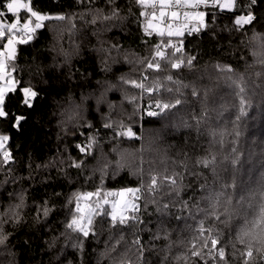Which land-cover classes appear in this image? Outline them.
<instances>
[{
    "label": "trees",
    "instance_id": "16d2710c",
    "mask_svg": "<svg viewBox=\"0 0 264 264\" xmlns=\"http://www.w3.org/2000/svg\"><path fill=\"white\" fill-rule=\"evenodd\" d=\"M33 5L41 13L75 18L45 21V27L32 41L17 45L16 59L11 62L15 66L11 74L18 83L16 91L5 97L9 116L0 118V135L9 137L5 149L12 156L7 165H0V211L17 203V194L22 192L27 206L21 210L23 219L19 224L4 225L12 235L6 246H0V264H111L101 253L121 233L124 241L118 251H126L132 264H185L175 257L186 252L197 221L205 216L198 212L197 202L199 208H208V202L201 199L207 193L200 185L206 184L208 191L224 192L220 198L222 210L229 194L255 188L264 174V66L258 62L264 56H253V52L262 51L264 41V0H236L233 9L201 5L206 26L182 37H161L154 31L146 35L144 27L153 10L138 6L135 0H116L120 18L98 19L95 24L90 21L96 9L109 13L107 0H93L91 4L88 0H33ZM142 11L148 16H140ZM81 14L83 20L79 19ZM240 15H251L253 20L237 30L234 21ZM169 41L181 51L168 47ZM112 45H117L119 51L112 49L106 66L102 62L105 54L99 49ZM156 45L165 53L164 58L155 57L161 65L159 71L146 69V63L139 62L152 60ZM177 58L185 63L172 68ZM189 58H194L191 65L187 64ZM218 65L231 66L233 71H220ZM145 75L147 80H143ZM168 76L172 79L168 80ZM121 77L142 81L154 91L125 84ZM22 87H32L38 94L31 107L22 103ZM193 90L197 95L192 94ZM177 99L181 103L175 105ZM158 101L175 106L161 113ZM149 111L160 114L149 116ZM16 116L25 117L19 127L15 126ZM106 123L112 127L105 128ZM121 125L125 130L132 127L136 137L115 135L122 130ZM93 136L97 143L92 155L80 153L76 145L87 143ZM213 155L215 173L211 167L196 165L198 159ZM236 158L239 163L233 165ZM73 160H82L83 166L70 167ZM117 162L121 168L113 175ZM181 162L189 171L184 172ZM105 163L109 164V174L103 191L136 188L143 182L141 211L136 215L145 223L136 228H110L106 222L101 227L102 218L97 216L93 225L97 235L84 239L81 252L72 245L82 237L65 227L71 219L69 209L75 208V203L68 205L67 200L74 192L100 187L98 169ZM174 172H184L183 182L190 187L183 199H192L189 209L181 210L177 203L169 216L162 217L156 205L149 202L152 197L146 188L152 175L163 182L165 175ZM233 182L235 190L224 187ZM164 191L167 187L156 195L157 200ZM112 199L116 197H109ZM44 201H48L51 211L46 218L42 213L37 218V207ZM164 202L168 197L161 204ZM233 206L241 214L251 211L240 209L235 200ZM103 207L110 211V205ZM175 216L183 219L176 220ZM212 224L209 219L205 227ZM216 227L224 233L221 244H227L228 264H242L239 251L234 252L231 246L236 243L235 228L229 242V229L222 224ZM165 229L171 232L169 240L153 239ZM136 236L145 249L143 262L137 259L139 254L132 244ZM242 247L236 243L237 249ZM205 259L208 264H224L218 257L213 260L206 255ZM258 260L254 249L249 264H258ZM187 264H193V258Z\"/></svg>",
    "mask_w": 264,
    "mask_h": 264
},
{
    "label": "snow or ice",
    "instance_id": "6c2138e0",
    "mask_svg": "<svg viewBox=\"0 0 264 264\" xmlns=\"http://www.w3.org/2000/svg\"><path fill=\"white\" fill-rule=\"evenodd\" d=\"M79 3H83L84 0H78ZM255 3V0H252ZM88 3H93V0H88ZM108 5H110V11L108 14H104L103 10L96 9L95 15L90 23L95 24L98 19L102 21L115 20L120 18V8L116 6V0H107ZM135 3L142 8H152L150 17L147 19V24L144 27V32L146 35H151L152 32H156L158 35L163 37L165 33L169 37L172 36H183V29L187 27V24L184 25H174L172 22H165L166 17L170 21H176L179 19L180 12L177 11H167L168 9L180 7V8H192L199 9L201 5L208 7L209 5L213 7H219L221 9H231L236 3V0H135ZM157 5L159 6V15L157 16ZM23 12V15H22ZM205 12L195 11V12H183L185 21L196 20L199 22L201 27L206 26L204 24ZM140 16H148L144 11L140 13ZM73 17H67L65 15H49L41 13L38 11L34 5L33 0H0V81H6L4 86H0V118H6L9 116V112L5 110V97L8 93L16 91V84L18 81H14L11 75L12 71H15L14 64H11L12 61L16 59L17 54V45L28 44L32 41L38 30L45 27V21L48 20H58L64 21L66 19H74ZM79 19L83 20L84 15L81 14ZM253 17L251 15H240L235 18V25L237 30H240L251 23ZM155 21V23H154ZM163 25V27H162ZM75 27V24H73ZM200 27L189 28V34L192 31H199ZM182 43V42H181ZM168 47H173L175 52H180L181 47L172 45L169 41ZM115 48L119 51L117 45H112L111 48L99 49L100 52L105 54V58L102 62H106V57L110 55L112 49ZM262 51L257 53L253 52V56H264V41L261 42ZM175 53H173L174 55ZM127 53L125 54V60H127ZM165 53L160 51V45H156L155 56L152 60L145 61L141 59L139 62L141 64L146 63V69H153L159 71L161 65L158 62H155V57L164 58ZM194 58H189L187 64L191 65ZM131 62V61H129ZM262 66H264V59L258 61ZM185 61L182 58H177L175 62L171 63L172 68H180ZM11 67V71L9 68ZM220 71L232 72L233 69L231 66L220 67L217 66ZM259 75V74H258ZM123 83L131 84L136 88L142 89L149 93L154 91L152 87H146L145 84L137 82L136 80H125L124 77L120 78ZM148 77L145 75L143 80H147ZM168 80H171L172 77L168 76ZM20 91L23 93L22 103L31 107V101L38 94L32 87H22ZM171 91V89H169ZM240 91L243 92V87L240 88ZM193 95H197L196 91L193 90ZM133 100L135 97L132 98ZM181 101L177 99L175 105L180 104ZM245 100L241 97V104H244ZM175 105L169 103L157 102L156 106L160 108L162 113L164 110L174 107ZM160 113L155 111H149V116H157ZM25 119L23 116L15 117V126L19 127L20 122ZM91 127V125H88ZM105 128L112 127L111 124L106 123ZM121 131L116 132L117 136H124L127 138L136 137V133L133 131L132 127H127L126 130L121 125ZM83 135V133H82ZM212 135H215L213 132ZM239 135V133H237ZM9 137L6 135H0V154H2V160H0V165H7L12 159L11 153L5 149V142L8 141ZM97 141L95 137H88V142L85 144H77L76 147L80 153L85 155H92L93 145ZM113 151H116L113 148ZM235 151V149H233ZM83 161L73 160L70 167L80 169L83 166ZM143 160L141 161V164ZM196 165L208 169L211 167L212 171L215 173V163L216 157L213 155L211 158L204 157L198 159ZM233 165L239 163V159H233L231 162ZM181 167L184 172L189 171L187 165L181 162ZM121 166L117 162L116 169L113 170V175H115ZM109 164L105 163L103 166L98 169L100 172L101 185L95 191L88 192H74L72 196L67 200L68 205L75 203V208L69 209L71 213V219L66 222V229L71 233H78V243L72 245L74 248H78L83 252L84 239H87L90 235L96 236L97 232L94 225V218L99 216L101 217V227L104 223H108L110 228H116L118 225L121 228H136L141 224H144V220L141 219L139 215H136L140 211V205L136 201L142 198V190L144 189L143 182H141L140 187L136 188H122L118 191H103V182L108 173ZM140 172L142 174L143 168L141 167ZM184 172H174L171 176L165 175L163 182L159 180L156 175H152L150 183L146 188V192L151 195V204L156 205V211L162 216H169L170 209L176 207L177 203L181 205V210L189 209V200L192 197H189L188 200L183 199V196L190 185L184 184ZM192 175H198V173H191ZM167 187V191L163 192V195L160 196V200L156 199V195L163 191V188ZM225 188L231 187L233 190L236 188L235 182L231 185H225ZM202 191H205L207 194L202 196L201 199L208 202V208H199V203L197 202L198 212L205 213V216L197 221V226L194 229L195 235L188 241V247L186 252L182 255L176 256L175 259L177 262L183 260L187 264L188 259L193 258V264H198L199 261H203V264H208V260L205 259V256H209L211 259L216 260V257L219 258V261H223L224 264H228L226 259V246L227 244H221V238L224 235L223 230L216 227V224H222L229 229V242L232 238V230L235 228V241L239 245L243 246L242 249L236 248V243H232V248L235 251H239L240 257L242 259V264H249V261L253 258L254 249L259 256L258 264H264V174H262V179L258 182L257 186L253 189H250L246 193L242 192L238 195L235 193L229 194L226 198V206L221 210L220 208V198L224 195V192H215L208 191L207 185H200ZM130 194L131 199H128L127 196ZM11 196L12 194L9 193ZM58 195V194H57ZM168 197V202L161 204V201L164 200V197ZM97 198L93 200V198ZM109 197H116V199L109 200ZM17 203L9 204L6 208L0 211V246H6L12 233L7 232L4 228L6 224H19L22 219V209L26 207V194L24 192L17 194ZM235 200L236 205L240 209H250L251 211H243V214L233 206V201ZM83 202V203H82ZM103 205H110V211L105 209ZM147 207V204L144 205ZM51 209L49 207L48 201H44L43 204L37 207L38 217L42 215L46 218ZM107 218V219H104ZM176 220L183 219L182 216H175ZM211 219L213 224L209 227H205L207 220ZM163 225V221H161ZM207 233V235H205ZM171 237V232L168 230L158 231L153 239H165L169 240ZM71 238L70 236L68 237ZM111 239V237H110ZM122 241H124V235L121 233L119 238L115 239L114 243L110 246L106 245L105 252L101 253V257L105 259H110L111 264H132V261L127 258V252L121 253L118 251L119 246ZM175 243V242H174ZM178 243L182 244L183 241ZM132 244L136 247L138 252L137 259L143 262L144 256V246L139 238H136L132 241ZM210 245V247H209ZM219 245V247H218ZM171 249L172 244L168 245ZM71 264V262H69ZM218 264V262H217Z\"/></svg>",
    "mask_w": 264,
    "mask_h": 264
},
{
    "label": "rangeland",
    "instance_id": "374dc122",
    "mask_svg": "<svg viewBox=\"0 0 264 264\" xmlns=\"http://www.w3.org/2000/svg\"><path fill=\"white\" fill-rule=\"evenodd\" d=\"M221 2H223V0H221ZM234 7V6H233ZM231 9H233V8H231ZM167 11H169V13L171 12V11H177V12H180L181 14H180V16H179V19L178 20H176V21H170V20H168V18L166 17V23L167 22H172V23H174V25H184V24H187V27L186 28H184L183 29V31H184V34H186L187 32H189L188 31V29L189 28H194V27H200L201 28V26L199 25V22L198 21H196V20H189V21H185V19H184V16H183V12H185V11H187V12H189V13H191V12H195V11H203L202 9H192V8H180V7H175V8H171V9H168ZM156 12H157V16L159 15V6L157 5V9H156ZM203 12H205V11H203ZM206 14V13H205ZM205 21H206V15H205V18H204V24H205ZM154 23H155V21H154ZM162 27H163V25H162ZM204 27V26H203ZM165 34H167V33H165ZM184 36V35H183ZM172 37H177V36H172ZM180 37H182V36H180ZM12 75V74H11ZM12 78H13V80L15 81V78H14V76L12 75ZM6 83V81H0V86H4V84ZM7 142V141H6ZM6 142H5V144H6ZM130 195V194H129ZM128 199H130V197L128 198Z\"/></svg>",
    "mask_w": 264,
    "mask_h": 264
},
{
    "label": "built area",
    "instance_id": "2783aa9c",
    "mask_svg": "<svg viewBox=\"0 0 264 264\" xmlns=\"http://www.w3.org/2000/svg\"><path fill=\"white\" fill-rule=\"evenodd\" d=\"M149 110H154V108H150ZM127 198H129V196H128ZM136 203H138V204L140 205V200L136 201ZM140 211H141V205H140ZM140 211H139V212H140ZM139 212H138V213H139Z\"/></svg>",
    "mask_w": 264,
    "mask_h": 264
},
{
    "label": "water",
    "instance_id": "95a60500",
    "mask_svg": "<svg viewBox=\"0 0 264 264\" xmlns=\"http://www.w3.org/2000/svg\"><path fill=\"white\" fill-rule=\"evenodd\" d=\"M128 197V196H127Z\"/></svg>",
    "mask_w": 264,
    "mask_h": 264
}]
</instances>
